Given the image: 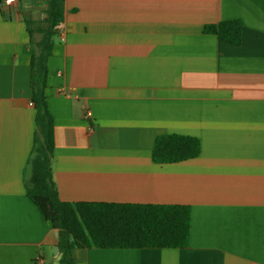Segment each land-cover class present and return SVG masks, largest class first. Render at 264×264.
<instances>
[{
  "label": "crops",
  "instance_id": "0c3cea01",
  "mask_svg": "<svg viewBox=\"0 0 264 264\" xmlns=\"http://www.w3.org/2000/svg\"><path fill=\"white\" fill-rule=\"evenodd\" d=\"M46 8L0 0V264H49L55 246L24 177L30 41L41 39L26 20L42 22ZM233 20L238 45L203 31ZM51 42L60 200L191 210L185 248L81 247L74 264H264V0H64ZM168 134L198 138L200 155L154 163L155 140Z\"/></svg>",
  "mask_w": 264,
  "mask_h": 264
},
{
  "label": "trees",
  "instance_id": "16d2710c",
  "mask_svg": "<svg viewBox=\"0 0 264 264\" xmlns=\"http://www.w3.org/2000/svg\"><path fill=\"white\" fill-rule=\"evenodd\" d=\"M45 1L47 18L40 23L26 20L30 37L37 32L41 39L30 41L33 44L30 82L35 120L32 150L24 169L27 196L53 224L44 242L55 245L61 253L58 264H74L72 251L81 247H187L191 222L189 206L60 200L52 173L54 120L48 110L45 83L47 60L52 53L51 37L63 21L64 0ZM203 31L238 45L242 24L238 20L226 21L206 25ZM200 152L198 138L168 134L156 138L152 159L157 164H174L197 158Z\"/></svg>",
  "mask_w": 264,
  "mask_h": 264
},
{
  "label": "built area",
  "instance_id": "2783aa9c",
  "mask_svg": "<svg viewBox=\"0 0 264 264\" xmlns=\"http://www.w3.org/2000/svg\"><path fill=\"white\" fill-rule=\"evenodd\" d=\"M8 2H9L14 8H16L17 3H18V0H8ZM87 115H88V116H91V112H88ZM36 264H45V263H44V260H43L40 256H38L37 259H36Z\"/></svg>",
  "mask_w": 264,
  "mask_h": 264
},
{
  "label": "water",
  "instance_id": "95a60500",
  "mask_svg": "<svg viewBox=\"0 0 264 264\" xmlns=\"http://www.w3.org/2000/svg\"><path fill=\"white\" fill-rule=\"evenodd\" d=\"M24 7L27 11L30 10L31 0H23ZM53 254L56 256L58 253V249L56 246L52 248Z\"/></svg>",
  "mask_w": 264,
  "mask_h": 264
},
{
  "label": "rangeland",
  "instance_id": "374dc122",
  "mask_svg": "<svg viewBox=\"0 0 264 264\" xmlns=\"http://www.w3.org/2000/svg\"><path fill=\"white\" fill-rule=\"evenodd\" d=\"M61 257L54 258V254L52 252V258L49 257L48 263L49 264H58Z\"/></svg>",
  "mask_w": 264,
  "mask_h": 264
}]
</instances>
